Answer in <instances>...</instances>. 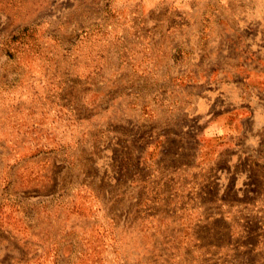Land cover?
<instances>
[{"label": "rangeland", "instance_id": "1", "mask_svg": "<svg viewBox=\"0 0 264 264\" xmlns=\"http://www.w3.org/2000/svg\"><path fill=\"white\" fill-rule=\"evenodd\" d=\"M0 264H264V0H0Z\"/></svg>", "mask_w": 264, "mask_h": 264}]
</instances>
